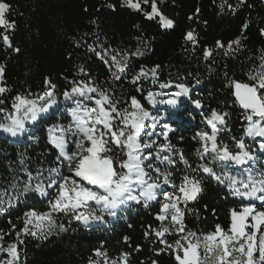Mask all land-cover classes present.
<instances>
[{
	"label": "trees",
	"instance_id": "1",
	"mask_svg": "<svg viewBox=\"0 0 264 264\" xmlns=\"http://www.w3.org/2000/svg\"><path fill=\"white\" fill-rule=\"evenodd\" d=\"M3 2L10 5L6 17L14 27L0 28V66L5 69L0 86L9 89L0 96L5 101L0 108L13 112L12 105L17 95L43 103L38 98L49 90L46 80L55 85L59 101L57 106H53V116L35 120L37 129L29 135L24 134L16 143L0 136V195L3 196L0 208L6 209L0 213V236H3L0 245L5 248L9 244L17 245L18 264H90V261L105 264L104 258L95 255L97 250L106 253L107 264H112L113 260L119 264L124 253L129 254L128 264H153V261L177 264L172 250L156 236V232L166 226L169 232L162 239L167 244L174 245L181 239L170 221L162 224L156 219L163 201L162 193L179 194L178 189L169 185L157 189L156 200L148 202L147 206L143 200L140 203L129 202L127 207L117 209L115 216L107 211L101 212L100 206L92 203L91 210L96 215L102 214V221L85 224L76 220L73 214H56L57 228L47 239L23 232L25 213L33 209L40 213L49 211V201L57 194L56 187H47L50 169L59 168L63 176L79 179L68 171L66 161L57 159V152L49 143V129L73 124L70 112L75 104L64 101L62 94L77 84L89 82L119 99V107L127 108L130 97L135 96L151 115L160 118L155 134L144 138L155 140L157 145L168 143L172 146L168 155L176 163L167 165L153 160V165L170 171V179L175 185L179 186L186 175L202 178L203 191L186 207L181 205L185 212L186 230L197 234L209 233L215 230L216 225L227 230L231 211H240L247 204L243 198L231 194L227 181L218 183L200 169L207 165L222 179L228 175L237 180H246L250 171L254 175L264 172V150L260 149L264 138L253 139L244 135L247 127L245 112L235 100L231 86L233 81L253 84L249 77L264 71L260 67L264 63L261 60L264 57V35L261 34V29H264V0H246L243 5L240 0H228L236 11L225 8L223 13L219 7L223 0H157L159 10L174 21L172 29H163L156 20H147L143 13L122 7L123 0ZM142 7L150 11L148 5ZM245 23L249 25L246 30L242 27ZM189 31L197 37L195 46L185 40ZM5 35L9 37L11 47L4 43ZM237 39L241 41L239 46L227 47ZM217 41L226 47L218 48ZM91 48L96 52L106 51L108 56L105 59L116 53L121 56L127 54L129 68L126 75L115 80L112 73L116 69L110 70ZM205 49L213 53L207 59L204 57ZM137 50L143 55H131ZM142 68L148 76L132 83ZM153 68H156L155 80L151 74ZM161 83L171 86L161 89ZM178 84L189 87L190 92L177 97L175 107L158 102L153 104L148 98L151 92L156 94V101L169 99L170 94L180 91L176 87ZM93 96L99 98L95 93ZM195 100H199L203 107L196 108ZM83 103L88 107L94 106L93 102ZM213 109L229 114L225 125L219 126L222 130L217 134V143L227 144L233 152H239L233 138L243 139L246 149L255 157L254 161L247 165L224 164L213 161L211 153L201 158L203 141L197 133H211L206 119ZM0 123H10L5 113H0ZM151 123L146 121V124ZM165 123L172 129L168 132L167 141L158 135L164 131L160 125ZM146 131L153 129L147 128ZM66 139L69 146L75 147L76 137L68 135ZM181 155L187 164L181 161ZM25 170L34 179L29 181ZM148 171L155 177L151 169ZM26 182L31 188L41 184L48 195L42 196L36 191L19 195ZM13 184L16 188H12ZM17 196L18 199L9 200ZM256 205L259 210H264L260 208L261 204ZM80 211L87 214L89 209ZM59 225L67 230L59 231ZM5 258L6 253L0 252V260Z\"/></svg>",
	"mask_w": 264,
	"mask_h": 264
},
{
	"label": "snow or ice",
	"instance_id": "2",
	"mask_svg": "<svg viewBox=\"0 0 264 264\" xmlns=\"http://www.w3.org/2000/svg\"><path fill=\"white\" fill-rule=\"evenodd\" d=\"M246 0H240L243 5ZM142 5H148L150 11H145ZM108 7H113L108 5ZM122 7H127L133 11L141 12L147 20H156L163 29H172L174 21L159 10L157 0H123ZM221 13L225 8L235 12L236 9L223 0L219 5ZM10 5L0 0V28L9 29L14 27L6 17ZM192 17H189L191 19ZM243 29L246 30L249 25L245 23ZM264 35V29H261ZM4 43L11 47L9 37H3ZM185 40L193 44L197 43V37L193 31L185 34ZM235 44H241L240 39L230 42L227 47L232 48ZM218 48L226 47L220 41H217ZM95 52L97 57L116 70L112 73L115 80H121L129 68L128 55L121 56L120 53L112 55L109 59L106 51L96 52L94 48L90 49ZM18 51V50H17ZM212 51L205 49L204 57L207 59L212 56ZM131 55H143L139 50ZM121 56L118 60L117 57ZM264 61V57H261ZM158 67V66H157ZM264 69V63L260 65ZM83 71V69H81ZM153 79L156 78V68L151 69ZM5 75L4 66H0V82H3ZM148 73L143 68L137 74L132 83H136L141 77H147ZM254 81L253 84L232 82L234 88L233 95L239 106L245 112L247 127L244 135L255 139L256 137L264 138V71L249 77ZM49 85L37 100L28 99L25 96L17 95L14 97L12 108L13 112H6V109L0 108V113L6 114V119L10 123H0V132L10 135L13 138L21 137L27 131L26 121L37 120L40 114L47 113L53 106H57L59 101L55 92V85L50 81H45ZM199 83V81H197ZM169 83H161V89L168 88ZM179 92L170 94L166 100H155V95L151 92L148 94L150 101L155 103L167 104L175 107L177 97L187 95L190 88L184 84L176 85ZM9 91L6 87L0 86V96ZM139 91V89H137ZM98 95V99L93 94ZM64 101L75 104L71 109L73 124L67 127L59 125L49 129V143L57 152V159L66 161V167L74 177L63 176L59 168L50 169L48 177V188L56 187L57 194L49 201V211L40 213L36 210H29L25 213L24 234L32 237L47 239L48 235L57 228L56 214L65 215L73 214L74 218L88 224L92 221H102L103 215H96L91 210V204L100 206V211H107L108 214L115 216L116 210L127 207L129 202L140 203L143 200L145 206L148 202L156 200L157 189L163 185H169L178 189V195L163 192V201L160 212L156 219L160 222L170 221L181 239L175 241L174 245L167 244L162 239L169 228L162 226L156 232V236L162 244L171 249L174 253L177 264H264V210H259L257 205L249 203L242 210L231 211V223L227 230L220 225H216L215 230L209 233L197 234L191 230H186L184 223V209L188 202L196 200L197 196L203 191L202 178L198 179L193 176H184L179 186L175 185L170 177L171 172L167 169L153 165V160H159L162 164L174 165L176 163L169 153L172 146L168 143L157 145L151 138L155 133L154 130L159 123L156 116L151 115L135 97H130V103L127 108L119 107L121 101L104 89L91 86L88 84H77L70 90L63 92ZM83 101L93 102L94 106L88 107ZM4 99H0V105L4 104ZM196 108H202L203 105L199 100L193 101ZM227 112H218L215 109L211 111L210 116L206 119L207 125L211 128V133L200 132L197 136L203 141L200 153L201 158L207 157L211 153L213 161H220L224 164L229 162L236 165H247L254 161L255 157L250 150L246 149L243 139L235 140V147L239 152H233L227 144L217 143V134L222 130V125L226 123ZM146 121H152L146 124ZM164 131L158 133L167 141L168 132L172 129L167 123L160 125ZM147 128L153 131H146ZM59 132V135L54 133ZM143 134V135H142ZM71 135L77 139L74 141L75 151L69 148L66 137ZM260 149L264 150V143L260 144ZM117 150H119L117 152ZM164 153V155H161ZM182 162L187 164L183 155L180 156ZM21 164L24 160L21 159ZM151 169L155 177L148 171ZM209 177L216 179L218 183L227 181V187L231 194L240 198L249 200H258L261 202L260 208L264 209V172L254 175L251 171L246 180H237L234 177L225 175L223 179L217 175L215 170L207 165L200 169ZM26 171V170H25ZM28 180L34 179L30 172L26 171ZM162 181V183L160 182ZM12 188H16L13 184ZM28 191L39 192L42 196H47L48 192L41 184L31 188L29 183H25L19 195H24ZM17 197H10L9 200ZM0 203H3V196L0 195ZM9 202V207H11ZM88 208L89 212L80 211ZM6 211L0 208V213ZM63 225H59V231H66ZM147 236L148 233H145ZM127 239V238H125ZM3 236H0V241ZM183 240V243H181ZM23 243V241H21ZM139 250V249H137ZM0 252L6 253V258L0 260V264H18L19 252L16 244H9L6 248L0 245ZM96 256L105 259L107 264L106 253L97 250ZM129 254H122L119 264H128ZM90 264H98L97 261H90ZM112 264H118L113 260ZM153 264H157L153 261Z\"/></svg>",
	"mask_w": 264,
	"mask_h": 264
},
{
	"label": "rangeland",
	"instance_id": "3",
	"mask_svg": "<svg viewBox=\"0 0 264 264\" xmlns=\"http://www.w3.org/2000/svg\"><path fill=\"white\" fill-rule=\"evenodd\" d=\"M163 15H164V14H163ZM164 16H166V15H164ZM166 17H167V16H166ZM168 18H169V17H168ZM87 102H89V101H87ZM89 103H91V102H89ZM54 114H55V110H54L53 108H51V109H49V111H48L47 113H42V114H40L39 117L37 118V120L40 119V118H45V117L53 116ZM25 127H26L27 131H26L24 134L29 135V133H30L32 130H36V129H37L38 125H37L36 123H34V121H31V122L26 121V123H25ZM0 136H2V137H3V136L6 137V138L9 140V142H12V143H16V142L18 141V139H20V137L13 138V137H11L10 135H7V134L2 133V132H0ZM68 145H69V144H68ZM69 148H70L72 151H75V150H76L74 146H69ZM249 201H253V200H249V199H246V198H245V202H249Z\"/></svg>",
	"mask_w": 264,
	"mask_h": 264
},
{
	"label": "water",
	"instance_id": "4",
	"mask_svg": "<svg viewBox=\"0 0 264 264\" xmlns=\"http://www.w3.org/2000/svg\"><path fill=\"white\" fill-rule=\"evenodd\" d=\"M233 92H234V88H233ZM234 98H235V96H234ZM235 100H236V98H235ZM238 103V102H237ZM238 105H239V103H238ZM242 109V108H241ZM243 110V109H242Z\"/></svg>",
	"mask_w": 264,
	"mask_h": 264
}]
</instances>
